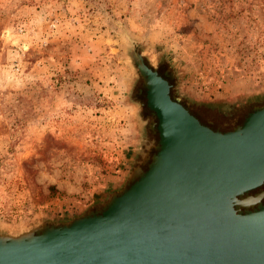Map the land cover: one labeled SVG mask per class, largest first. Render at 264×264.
Instances as JSON below:
<instances>
[{"label": "rangeland", "instance_id": "rangeland-1", "mask_svg": "<svg viewBox=\"0 0 264 264\" xmlns=\"http://www.w3.org/2000/svg\"><path fill=\"white\" fill-rule=\"evenodd\" d=\"M126 35L181 102L264 105V0H0V231L124 188L146 144Z\"/></svg>", "mask_w": 264, "mask_h": 264}, {"label": "water", "instance_id": "water-1", "mask_svg": "<svg viewBox=\"0 0 264 264\" xmlns=\"http://www.w3.org/2000/svg\"><path fill=\"white\" fill-rule=\"evenodd\" d=\"M126 37L145 95L136 104L156 119L157 143L140 147L142 161L100 209L0 231V264H264V190L249 195L264 185V105L233 130L214 131Z\"/></svg>", "mask_w": 264, "mask_h": 264}, {"label": "flooded vegetation", "instance_id": "flooded-vegetation-1", "mask_svg": "<svg viewBox=\"0 0 264 264\" xmlns=\"http://www.w3.org/2000/svg\"><path fill=\"white\" fill-rule=\"evenodd\" d=\"M138 95V94H137ZM171 95L175 97L172 92ZM137 99H140L143 103H145V95H138ZM181 104L188 109V111L203 125L209 127L210 129L214 131H221V132H226L233 130V128L237 125H242L244 122V119L248 115V113L252 112L255 107L262 106V104L253 106L251 109L248 108V104H232L227 111H224V109H216V107H206L204 105H192L188 104L185 101L181 102ZM141 116L142 119L146 122V135H147V140L146 144L143 146L144 152H147L145 150V146L149 145L151 142L154 141V144L157 143V135L153 134L149 126L156 121V119L151 116V112L144 107L141 109ZM153 153H155L154 150H151L149 152V155L151 156ZM142 161V157L138 156V160L136 161V166H138V162ZM143 170L147 169V166H141ZM264 190V185L261 186L260 188L251 191L249 193L250 196H254L255 194L261 193ZM261 202L264 204V197L261 199ZM102 206L99 208H95L93 210L100 209ZM256 207V206H255ZM252 209V208H250Z\"/></svg>", "mask_w": 264, "mask_h": 264}]
</instances>
